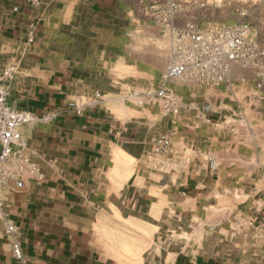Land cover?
<instances>
[{
  "label": "crops",
  "instance_id": "crops-1",
  "mask_svg": "<svg viewBox=\"0 0 264 264\" xmlns=\"http://www.w3.org/2000/svg\"><path fill=\"white\" fill-rule=\"evenodd\" d=\"M147 3L17 0L19 10L13 12V0H0V69L15 68L4 81L6 100L14 108L53 116L20 126L42 177L2 188L3 213L18 228L25 264H248L243 252L209 242L195 247L193 240L172 235L180 222L188 229L193 221L207 220L203 209L215 206L206 199L219 189L221 171L201 162L158 168L153 123L122 120L104 99L125 89L139 93L136 88L145 84L136 83V12ZM246 69L252 82L246 96L253 102L257 93L264 95V84L257 92L256 75ZM95 90L103 100L76 113L71 104ZM178 93L187 113L203 87L191 84ZM191 111L200 127L216 125L213 111L198 105ZM181 138L200 150L217 140L204 133L194 139L188 132ZM178 152L166 153L169 161ZM0 264H19L1 216Z\"/></svg>",
  "mask_w": 264,
  "mask_h": 264
},
{
  "label": "rangeland",
  "instance_id": "rangeland-1",
  "mask_svg": "<svg viewBox=\"0 0 264 264\" xmlns=\"http://www.w3.org/2000/svg\"><path fill=\"white\" fill-rule=\"evenodd\" d=\"M16 1L13 0L11 6L13 12L19 10H14L18 6ZM185 9L187 12L178 13L175 17V26H182L188 16L197 18L201 25L249 21L258 27L259 40L264 45V0H208L202 8L189 6ZM171 36L169 28L153 15L146 14L143 9L136 12V83H145L136 88L140 94L145 88H155L161 82L172 48ZM159 59L163 60L161 65ZM247 75L245 67L233 64L227 81L201 85L203 95L199 100L195 98L188 115L184 111V99L178 93L191 85L184 81L171 82L172 86L168 87L180 101L174 113L166 112L161 100L143 98L137 92L132 94L131 89L120 94H106L104 99L110 102L108 108L119 110L118 116L122 120L135 121L136 125L153 123L151 138L171 137V148L157 154L158 168L167 167L168 170L201 162L212 171H221L219 189L206 199L207 203L215 206L203 209L209 215L207 220L193 221L188 229L180 222V228L172 232L173 237L193 240L195 247L203 248L209 242L212 244L210 247L231 248L237 253L243 252L248 264H264V95L257 93L258 97L250 101L246 91L252 82ZM196 105L206 112L213 111L216 125L208 129L200 127L196 112L191 111ZM184 118H188L185 128L181 126ZM186 132L194 139L197 134L204 133L215 136L217 140L212 144L204 143L206 150H200L196 144L186 146L181 142V136ZM173 150L179 152L169 161L166 153ZM209 158L214 160L212 167ZM133 162L130 159L128 164ZM138 164L142 170L147 167L144 159ZM152 193L159 195L158 191ZM159 209L158 204L157 214ZM179 213L180 207L174 210V214Z\"/></svg>",
  "mask_w": 264,
  "mask_h": 264
},
{
  "label": "built area",
  "instance_id": "built-area-1",
  "mask_svg": "<svg viewBox=\"0 0 264 264\" xmlns=\"http://www.w3.org/2000/svg\"><path fill=\"white\" fill-rule=\"evenodd\" d=\"M206 3L208 0H148L147 4H142L146 14L153 15L169 28L172 48L159 85L145 88L137 94L161 100L163 109L168 113L176 112L180 106L178 97L168 89V82L184 81L197 85L225 82L230 78L233 64L253 70L256 75L255 89L261 91L263 87L264 45L259 40L257 26L249 21L201 25L192 16L186 17L182 26L174 25L177 14L187 12L185 7L202 8ZM32 40L33 37L29 36L28 41ZM14 73L15 68L10 65L0 71V216L13 258L19 264H25L18 228L3 213L2 188L7 182H13L19 188L25 177H42L27 150L20 126L50 120L53 116L48 113L37 115L8 104L4 81L10 80ZM102 100L100 91L95 90L91 98L79 97L71 106L79 114L85 106H94ZM170 148L169 135L156 140L157 153L162 154ZM209 164L211 167L214 165L212 158H209Z\"/></svg>",
  "mask_w": 264,
  "mask_h": 264
},
{
  "label": "bare ground",
  "instance_id": "bare-ground-1",
  "mask_svg": "<svg viewBox=\"0 0 264 264\" xmlns=\"http://www.w3.org/2000/svg\"><path fill=\"white\" fill-rule=\"evenodd\" d=\"M159 61H160V62H159V65H161V62H162L163 60H162V59H159Z\"/></svg>",
  "mask_w": 264,
  "mask_h": 264
}]
</instances>
